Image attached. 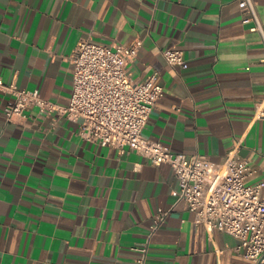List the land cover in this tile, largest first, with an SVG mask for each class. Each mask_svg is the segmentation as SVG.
I'll return each mask as SVG.
<instances>
[{
    "label": "crops",
    "instance_id": "crops-1",
    "mask_svg": "<svg viewBox=\"0 0 264 264\" xmlns=\"http://www.w3.org/2000/svg\"><path fill=\"white\" fill-rule=\"evenodd\" d=\"M81 39L141 41L127 74L163 89L144 137L216 163L235 156L252 170L247 184L264 183V47L237 0H0V80L66 105ZM168 49L183 52L185 69L165 62ZM12 99L0 92V264H134L144 244L145 264H252L236 238L174 204L169 165L84 141L75 122L34 107L7 121Z\"/></svg>",
    "mask_w": 264,
    "mask_h": 264
},
{
    "label": "built area",
    "instance_id": "built-area-1",
    "mask_svg": "<svg viewBox=\"0 0 264 264\" xmlns=\"http://www.w3.org/2000/svg\"><path fill=\"white\" fill-rule=\"evenodd\" d=\"M237 4L241 23L259 34L264 47L255 0H237ZM140 46L138 39L127 46L112 47L79 40L70 55L72 89L64 106L41 98L37 90L19 89L0 80V92L13 98L3 109L5 119L11 121L34 107L49 117L75 122L77 135L84 141L108 146L120 154L134 153L154 166L169 165L177 183L171 191L174 204L183 203L193 213L195 224L236 238L239 243L234 249L242 258L264 264V183H246L252 173L250 166L230 155L220 163L198 154L186 156L143 136L163 89L154 75L141 81L128 76L127 65L134 61ZM162 56L171 67H187L181 50L168 49ZM255 116L264 120V97ZM167 214L161 209L156 212L150 233L162 225ZM134 249L139 252L134 264H145L147 246Z\"/></svg>",
    "mask_w": 264,
    "mask_h": 264
}]
</instances>
